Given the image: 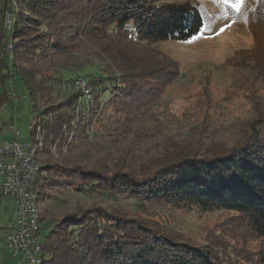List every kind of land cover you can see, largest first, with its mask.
Masks as SVG:
<instances>
[{
    "label": "trees",
    "instance_id": "16d2710c",
    "mask_svg": "<svg viewBox=\"0 0 264 264\" xmlns=\"http://www.w3.org/2000/svg\"><path fill=\"white\" fill-rule=\"evenodd\" d=\"M7 10L13 13L10 29L3 25ZM203 26L199 6L189 2L0 0V82L20 79L34 119L32 141L39 144L35 136L40 128L44 139L39 150H48L76 128L86 133L89 119H82L78 127L75 104L84 105L92 118L109 108L129 117L146 111L173 79L167 73H172L174 61L156 54V49L146 60L131 56L124 50L127 47L105 44L103 52L86 57L75 46L79 34L88 41L114 37L150 55L154 44L188 40ZM256 40L263 42L259 37ZM256 53L253 47L237 58L249 59ZM95 61L97 72L82 73L85 67H94ZM258 61L264 79V47ZM254 73L259 76L261 72L256 69ZM78 76L88 86L91 101H78ZM254 88L249 83L250 108L240 120L214 128L204 114L201 122L187 129L185 138L163 136L159 140L162 151L142 163L141 172L153 168L143 176L119 164L109 174L80 166L58 170L41 165L34 184L41 211L45 190L61 186L85 193L88 182L177 207L227 210L246 218L262 241L259 256L264 262V96ZM55 171L61 173L60 180L52 177ZM69 214L44 221L48 232L43 235V264H221L210 245L176 238L175 230L163 226L162 231L155 222L149 225L111 209Z\"/></svg>",
    "mask_w": 264,
    "mask_h": 264
},
{
    "label": "rangeland",
    "instance_id": "374dc122",
    "mask_svg": "<svg viewBox=\"0 0 264 264\" xmlns=\"http://www.w3.org/2000/svg\"><path fill=\"white\" fill-rule=\"evenodd\" d=\"M159 1L197 4L204 17V26L200 31L204 33L203 37L194 41L192 37L184 41L159 42L149 47L148 55L142 49L119 43L114 37L106 35L100 41H88L79 34L75 46L86 57L93 56L94 52H103L105 44L127 47L129 49L124 50L131 56L146 60L154 56L156 49V54H163L174 61L170 70L172 73H167V78L172 75L173 79L157 93L155 103L146 111L129 117L109 108L102 115L92 118L84 105L75 104L78 127L82 119H89L86 120V133H79L76 128V131L65 135L62 143L51 144L48 150H39L38 159L42 166L52 165L58 170H61L60 166H80L109 174L113 166L119 164L127 172L143 176L153 168L141 172L142 163L162 151L159 140L163 136L185 138L187 129L201 122L204 114L206 118L210 117L214 128L240 120L250 108L247 100L249 83H254V89L264 96L263 71L257 62L264 47V0H245L240 14L216 0ZM225 24H230V27L216 35ZM256 37L262 38L263 42H257ZM67 45H72V42ZM253 47L257 49L256 55L245 60L237 58ZM58 59L61 60V56ZM97 66L98 61H95L94 67L87 66L82 73L97 72ZM101 67L103 72H107L104 65ZM256 69L261 72L259 76H254ZM83 93L84 90L80 89L79 102H85ZM33 123L29 94L20 79L0 82V142L13 137L10 131L12 125L20 131V140L31 143L30 128ZM37 133L35 138L39 140L40 148L44 135L40 128ZM51 175L60 180L59 171ZM58 187L45 190L47 194L42 203V214L46 223L69 213L81 215L90 209H111L123 217L141 219L149 225L155 222L162 231L163 226L171 228L178 233L176 238L210 245L221 264H264L259 256L262 241L243 215L222 209L202 211L194 206L177 207L164 201L148 200L142 195L135 198L118 188L108 189L104 183L96 185L88 182L85 193L70 187ZM14 207L11 198L0 199V241L3 242L0 264L12 262L4 237L6 224L14 221ZM42 232L43 235L48 232L46 225Z\"/></svg>",
    "mask_w": 264,
    "mask_h": 264
},
{
    "label": "built area",
    "instance_id": "2783aa9c",
    "mask_svg": "<svg viewBox=\"0 0 264 264\" xmlns=\"http://www.w3.org/2000/svg\"><path fill=\"white\" fill-rule=\"evenodd\" d=\"M12 18L13 13L7 10L3 19L5 28H11ZM76 88L83 89L86 100L91 101L83 79L76 81ZM10 131L14 138L0 142V199L11 198L15 205L14 221L5 227V246L12 264H43L44 219L34 190L41 168L40 151L36 141L20 140V131L14 126H10Z\"/></svg>",
    "mask_w": 264,
    "mask_h": 264
},
{
    "label": "snow or ice",
    "instance_id": "6c2138e0",
    "mask_svg": "<svg viewBox=\"0 0 264 264\" xmlns=\"http://www.w3.org/2000/svg\"><path fill=\"white\" fill-rule=\"evenodd\" d=\"M216 2L231 7L237 14H240L242 12L245 5V0H216ZM232 23H235V21H233ZM228 27H230V24H225L223 27L219 29V32H217L216 35L223 33ZM203 35L204 33L200 32L197 36L193 37V41L202 38Z\"/></svg>",
    "mask_w": 264,
    "mask_h": 264
},
{
    "label": "crops",
    "instance_id": "0c3cea01",
    "mask_svg": "<svg viewBox=\"0 0 264 264\" xmlns=\"http://www.w3.org/2000/svg\"><path fill=\"white\" fill-rule=\"evenodd\" d=\"M13 136V135H12ZM14 138V136L11 138L10 137V139L8 138V139H5V140H3L2 142H4V141H7V140H12ZM9 264H12V262L11 263H9Z\"/></svg>",
    "mask_w": 264,
    "mask_h": 264
}]
</instances>
